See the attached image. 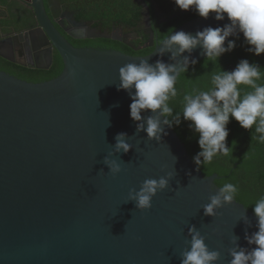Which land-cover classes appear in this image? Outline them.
I'll return each mask as SVG.
<instances>
[{"label":"water","instance_id":"95a60500","mask_svg":"<svg viewBox=\"0 0 264 264\" xmlns=\"http://www.w3.org/2000/svg\"><path fill=\"white\" fill-rule=\"evenodd\" d=\"M30 5L38 45L28 35L2 37L0 58L18 64L14 50L33 45L39 55L47 54L46 66L38 70L51 68L54 51L63 70L41 84L0 71V264H181L192 227L210 250L221 253L219 264H230L229 251L237 244L253 247L245 234L258 231L257 217L243 205L234 201L217 209L216 216L205 215L204 205L217 194L214 183L220 178L202 175L173 129L163 124L164 117L166 135L159 140L137 131L138 122L130 117L131 97L118 90L119 68L142 59L174 63L170 53L159 56L154 33L146 47L154 50L145 57L77 49L54 27L61 26L55 21L58 2L48 0L53 22L43 0ZM214 15L176 31L195 35L230 23L227 14L224 21ZM145 18L151 28L148 8ZM70 36L121 42L89 28ZM191 59L199 63L206 57L198 47ZM178 60L182 66L183 57ZM142 115L146 127L153 114ZM119 133H126L127 153L115 149ZM106 160L117 161L122 171L113 176ZM161 177L168 187L153 198L152 208H137L130 193L145 180Z\"/></svg>","mask_w":264,"mask_h":264},{"label":"clouds","instance_id":"9594fccd","mask_svg":"<svg viewBox=\"0 0 264 264\" xmlns=\"http://www.w3.org/2000/svg\"><path fill=\"white\" fill-rule=\"evenodd\" d=\"M183 10H195L203 19L215 14L217 21H224L225 14L230 23L223 27H206L193 35L190 32L168 31L158 41L159 56L171 54L174 63H165L159 59L155 64L146 59L139 63H127L119 68L118 90L129 93L130 117L138 122L137 131H145L149 139L159 140L166 135L163 124L170 127L173 123L179 126L183 121L198 134L200 151L194 157L198 166L210 163L217 154L228 155L237 145L232 142L229 148L228 125L232 120L238 122L245 130L255 125L252 139L264 143V67L248 59L239 61L235 69H222L211 76L212 87L207 90H193L183 96L182 112H174L169 101L177 96L176 83L182 73L189 70V65L196 64L191 59L198 47L206 60L220 61L225 54L236 49V41L242 34L247 51L257 57L264 55V0H173ZM227 42V43H226ZM157 51V50H156ZM187 53L188 55H185ZM183 57L182 66L178 60ZM241 86H245L242 88ZM248 89V90H245ZM150 111L153 115L143 122V113ZM117 152L127 153L131 146L126 142V133H119L116 138ZM113 176L119 174L121 165L115 160L105 161ZM168 187L164 177L147 179L139 191L130 193L137 208L148 211L152 208L153 198ZM217 194L211 196L210 202L204 205L207 216H216L217 209L230 205L237 200L238 187L233 183H224L217 187ZM247 209V207H245ZM257 217L258 231L245 234L251 248L239 246L230 249V264H264V196H261L251 207ZM245 222L248 223L245 217ZM190 247L182 253L181 264H219L221 253L210 250L204 236L195 227L189 230ZM235 243V240H234Z\"/></svg>","mask_w":264,"mask_h":264},{"label":"trees","instance_id":"16d2710c","mask_svg":"<svg viewBox=\"0 0 264 264\" xmlns=\"http://www.w3.org/2000/svg\"><path fill=\"white\" fill-rule=\"evenodd\" d=\"M79 6L77 12L84 20H95L99 15L100 19H106L116 23L127 21L131 25H135L141 19V14L132 0H73ZM159 7L165 21L156 26V43L166 35L168 31H174L185 23L200 18L195 12L183 11L179 9L173 0H153ZM1 6L8 5L7 0H1ZM128 9V10H127ZM127 10V11H126ZM130 21V22H129ZM6 24L0 21V35L5 31ZM149 37L143 39V43H148ZM237 47L234 51L229 52L220 58V61L202 60L189 67V70L182 73L177 80L176 89L177 96L169 101L174 112H182L183 96L195 90H207L212 87L211 76L222 69L231 71L235 69L242 59H248L250 62L259 63L264 67V55L259 57L250 54L247 49L244 37L239 39L233 38ZM139 45L142 43L138 41ZM76 48L94 49L101 51H116L131 57H145L150 55L154 49L142 50L140 52L133 51L129 48L121 46L111 40H90L80 41L75 45ZM63 70V63L59 55L55 53L53 56V64L48 71L30 69L20 64L9 63L0 58V71L14 77L20 81L41 84L56 79ZM244 88L245 86H241ZM248 90V89H245ZM177 137L184 145L193 164L194 157L200 151L198 145V134L191 130L189 122L183 121L179 126L174 123L171 126ZM229 137L227 144L232 148V142L236 141L237 145L232 148L228 155L217 154L208 164H202L198 170L205 178L217 175L220 180L215 181L216 187L222 186L224 183H233L238 187V197L236 202L247 207V210L253 213L251 207L255 202L264 196V143L252 139L255 133V125L250 130L241 128L235 120L228 125ZM254 214V213H253Z\"/></svg>","mask_w":264,"mask_h":264},{"label":"flooded vegetation","instance_id":"af4514ba","mask_svg":"<svg viewBox=\"0 0 264 264\" xmlns=\"http://www.w3.org/2000/svg\"><path fill=\"white\" fill-rule=\"evenodd\" d=\"M8 5H0V21L6 24L3 34L0 35V39L3 37L17 36V35H28V41H33L35 45H38L36 29V20L34 11L31 8V0H7ZM52 3L58 2L59 9L56 10V22L59 24H54L55 29L67 40V42L74 48L77 42L80 41H90V39L85 40H74L72 36H80L82 34L83 28H89L91 30H99L101 32H107L113 37L121 39V42H116L121 46L129 48L133 51L140 52L142 50L154 49L153 47L146 48L150 45V42L143 43V39L150 37L151 32L154 33L156 43V26L163 23L165 15L161 12L159 7L155 4L153 0H132L136 5L137 9L141 14V19L135 25L127 23V21L122 23L111 22L108 23L106 19H100L98 15L95 20H84L81 18L80 14L77 12V4L73 0H51ZM46 14L52 21L51 12L48 7V0H43ZM1 3V0H0ZM147 8L150 15L151 28L147 27L146 14ZM128 10V9H127ZM126 10V11H127ZM54 21V19H53ZM52 21V22H53ZM130 22V21H129ZM65 30V32H64ZM9 36V37H10ZM97 40V39H94ZM100 40V39H99ZM93 41V40H92ZM112 41V40H111ZM138 41L142 43L139 45ZM115 42V41H114ZM130 47H129V46ZM77 49H85L78 47ZM53 52V56L55 55ZM15 61L20 65H26L33 67L34 69L46 66L47 54L46 52L41 53L36 52V48L33 45L25 46L22 45L21 48L14 50ZM38 70V69H37Z\"/></svg>","mask_w":264,"mask_h":264}]
</instances>
